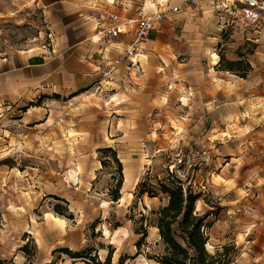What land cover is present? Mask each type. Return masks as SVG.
Here are the masks:
<instances>
[{"label":"crops","instance_id":"obj_1","mask_svg":"<svg viewBox=\"0 0 264 264\" xmlns=\"http://www.w3.org/2000/svg\"><path fill=\"white\" fill-rule=\"evenodd\" d=\"M182 1L0 0V21L32 5L42 12L53 39L49 52L34 45L0 53V184L4 176L6 187L23 178L20 163L35 139L51 142L53 155H61V139L67 142L68 156L95 157L105 148L118 155L140 154L142 141L166 134L173 118L170 108L182 93V125L198 129L207 117L212 129H221L218 138L245 137L264 127V52L248 58L217 52L226 28L262 32L264 26L248 23L227 0H201L196 6ZM92 2L104 11L100 20L103 12L92 9ZM143 3L150 11L178 9L143 41L135 57L140 70L128 68L124 59L110 79L104 78L131 41L134 26L128 20ZM107 13L117 16L112 24L120 33L113 40L100 34V40L93 41L98 25L111 24ZM220 56L248 62L246 77L225 69ZM256 68L261 74L255 75ZM89 166L93 175L99 173L95 160ZM123 167L121 186L129 188L140 167L133 162ZM17 214L22 219V212Z\"/></svg>","mask_w":264,"mask_h":264},{"label":"rangeland","instance_id":"obj_2","mask_svg":"<svg viewBox=\"0 0 264 264\" xmlns=\"http://www.w3.org/2000/svg\"><path fill=\"white\" fill-rule=\"evenodd\" d=\"M46 30L42 12L30 5L21 15L0 21V53L37 45L34 38L40 40ZM255 30L226 28L217 52L236 58L264 52V31ZM260 70L256 68L255 75ZM185 99L182 93L170 108L173 118L165 135L142 141L140 154H116L121 174L108 151L100 150L95 157L68 156L67 142L61 139V155H53L46 139L31 142L20 163L25 167L23 178L6 187L4 176L0 184V260L87 264V255L103 260L110 252L111 264H159L154 259L162 248L156 213L166 198L161 193L150 198L136 185L145 177L156 185L157 179L172 172L184 187L200 195L194 212L206 214L207 251L229 246L228 264H264V127L245 137L218 138L221 129H212L207 117L198 129L180 123ZM90 160L96 161L99 173H91ZM128 162L139 165V176L129 188L121 186L120 198L113 201L110 187L121 175L123 180ZM70 169L74 171L67 173ZM20 229L25 232L20 234ZM143 230L146 237L138 246ZM25 243L27 252L20 250Z\"/></svg>","mask_w":264,"mask_h":264},{"label":"trees","instance_id":"obj_3","mask_svg":"<svg viewBox=\"0 0 264 264\" xmlns=\"http://www.w3.org/2000/svg\"><path fill=\"white\" fill-rule=\"evenodd\" d=\"M239 77H246L250 70V65L243 59L227 60L220 56V64ZM103 152L112 153L113 160L117 164L118 170H122L121 163L116 158V152L111 148H105ZM114 180V177H112ZM147 177L141 179L136 190L148 197H156L159 193L166 198V203L161 206L156 215L155 227L161 241V252L155 256V261L159 264H228L229 246H223L221 250L210 253L206 249L208 242L207 228L205 223L206 214L199 215L194 212L195 202L200 198L189 187H184L183 182L172 172L167 173L163 179H157L156 185H152ZM121 178L115 180L110 187L111 200L117 201L120 198ZM57 206V205H56ZM54 211L60 215L63 213L54 207ZM146 237V231H142L137 245L139 246ZM20 250L27 252L28 243L20 247ZM68 252V251H66ZM87 264H111V254L107 253L103 260L95 255H87ZM0 264H4L0 260ZM49 264H55L51 261ZM119 264H122L119 261Z\"/></svg>","mask_w":264,"mask_h":264},{"label":"built area","instance_id":"obj_4","mask_svg":"<svg viewBox=\"0 0 264 264\" xmlns=\"http://www.w3.org/2000/svg\"><path fill=\"white\" fill-rule=\"evenodd\" d=\"M220 1V0H218ZM230 1L233 7L235 8V12H238L248 23L250 24H257L264 26V0H227ZM183 3L191 6L198 5L201 0H183ZM215 6L217 7H225L224 3H215ZM92 9H94L96 12H103L100 13L101 17H97L99 20L104 16V11H102L100 5L97 2L91 3ZM178 6H173L170 8H162L156 11H150L143 3L142 5H139L135 9V17L133 19L128 20V22H132L134 26V32L131 41L126 45L125 49L123 50V53L118 59H115L114 62L109 65L108 70L104 73V78L110 79L111 74L114 71V69L122 63L124 59H127L129 61L128 68H134L139 69L138 64L135 60V57L139 54V51L142 48V43L145 40V38L148 36V34L156 29L158 24L165 19L170 13L177 11ZM108 20L110 21V25L104 27L101 25H98L97 30V37H94L93 41H99L102 34L103 37H106L108 40L115 39L118 34L120 33V29L117 24H112L113 21L117 19V16L114 14L107 13ZM97 18H93L97 20ZM99 24V23H98ZM40 40L37 38H34V40L39 41L38 46L41 49H44L46 51H50L52 46V34L48 30H46L45 34L43 36H39ZM42 38V40H41ZM140 70V69H139ZM100 83L96 85V90L100 89Z\"/></svg>","mask_w":264,"mask_h":264}]
</instances>
